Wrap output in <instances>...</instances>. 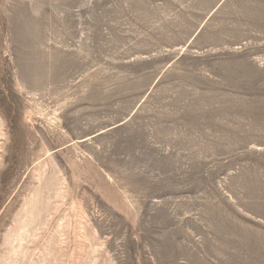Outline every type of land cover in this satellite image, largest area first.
Here are the masks:
<instances>
[{
    "label": "rangeland",
    "instance_id": "1",
    "mask_svg": "<svg viewBox=\"0 0 264 264\" xmlns=\"http://www.w3.org/2000/svg\"><path fill=\"white\" fill-rule=\"evenodd\" d=\"M0 264H264V0H0Z\"/></svg>",
    "mask_w": 264,
    "mask_h": 264
}]
</instances>
